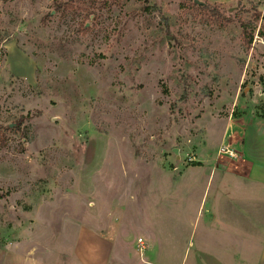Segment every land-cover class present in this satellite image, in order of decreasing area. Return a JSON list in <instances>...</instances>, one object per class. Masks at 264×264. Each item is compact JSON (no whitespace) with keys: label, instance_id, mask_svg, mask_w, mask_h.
I'll return each mask as SVG.
<instances>
[{"label":"rangeland","instance_id":"rangeland-1","mask_svg":"<svg viewBox=\"0 0 264 264\" xmlns=\"http://www.w3.org/2000/svg\"><path fill=\"white\" fill-rule=\"evenodd\" d=\"M241 142L264 157V0H0V257L72 264L86 231L192 264L264 220Z\"/></svg>","mask_w":264,"mask_h":264},{"label":"crops","instance_id":"crops-1","mask_svg":"<svg viewBox=\"0 0 264 264\" xmlns=\"http://www.w3.org/2000/svg\"><path fill=\"white\" fill-rule=\"evenodd\" d=\"M243 130L242 132L248 136V130ZM236 148L240 154V157L234 160L236 167L241 170L237 171V175L242 174L241 178H239L251 184L264 186V157L255 156V154L250 155L252 152L249 151L248 146L243 144V142L239 145L237 144ZM212 175H215V172H210L209 178ZM257 195L260 194L257 192ZM202 203L203 199H201L196 208L197 215L200 213L202 207L204 211ZM260 208L264 210V205L258 207L257 210ZM195 225L196 223L194 222V227ZM107 226L109 229L114 227L112 223H109ZM145 227L147 226L145 225ZM213 228L220 229L218 230L219 235L215 237L207 236L206 231ZM203 232L204 235L198 238V245L195 248L196 255L192 264H264V220H252V222L246 223L242 219L214 220L204 227ZM152 243H155L154 237ZM116 244L117 241H112L110 237L101 235L100 233L91 235L83 231L76 243L72 264H111L112 260H117L121 257L123 260H129L130 264H158L156 262L159 261L157 253L156 255H152L153 253L151 252L153 250H148L146 246L142 252L137 249L142 258L139 260L133 254L125 257L122 253L115 251ZM144 253H151V256L143 258ZM27 259L33 260L34 264H43L36 262L35 257L28 256ZM0 264L32 263L23 260L21 262V259L14 256L13 253H5V255L0 257Z\"/></svg>","mask_w":264,"mask_h":264},{"label":"built area","instance_id":"built-area-1","mask_svg":"<svg viewBox=\"0 0 264 264\" xmlns=\"http://www.w3.org/2000/svg\"><path fill=\"white\" fill-rule=\"evenodd\" d=\"M145 249V242L143 238L138 239V250L142 252Z\"/></svg>","mask_w":264,"mask_h":264},{"label":"trees","instance_id":"trees-1","mask_svg":"<svg viewBox=\"0 0 264 264\" xmlns=\"http://www.w3.org/2000/svg\"><path fill=\"white\" fill-rule=\"evenodd\" d=\"M259 32H260V30H259Z\"/></svg>","mask_w":264,"mask_h":264}]
</instances>
